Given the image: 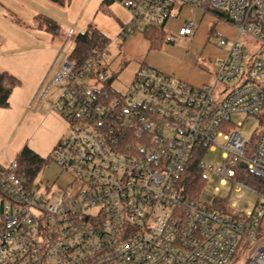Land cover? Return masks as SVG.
<instances>
[{
    "label": "built area",
    "instance_id": "1",
    "mask_svg": "<svg viewBox=\"0 0 264 264\" xmlns=\"http://www.w3.org/2000/svg\"><path fill=\"white\" fill-rule=\"evenodd\" d=\"M112 1L132 16L122 37L164 28L184 5L232 19L238 36L219 40L230 48L210 84L195 87L142 65L126 90L112 83V92L103 56L78 65L64 52L71 30L39 91L43 99L51 85L60 88L54 109L71 130L51 159L71 183L42 190L17 159L0 172V264H231L239 250L242 264H264L263 195L253 210L238 214L233 203L224 213L190 198L180 183L192 153L215 151L218 138L222 166L214 170L205 157L200 165L220 185L253 190L238 168L264 178V0ZM195 28L185 22L178 35ZM238 113L262 120L255 142L242 136L241 124L233 127Z\"/></svg>",
    "mask_w": 264,
    "mask_h": 264
},
{
    "label": "rangeland",
    "instance_id": "2",
    "mask_svg": "<svg viewBox=\"0 0 264 264\" xmlns=\"http://www.w3.org/2000/svg\"><path fill=\"white\" fill-rule=\"evenodd\" d=\"M41 1L44 2V5H55L54 7L57 9H63L58 10L61 11L60 13L53 12L46 6L42 9L43 16L61 24L62 31L59 36L52 35L55 38L53 44L48 43L40 48L34 47L33 44L24 45L23 49L14 51L11 55L0 60L1 64L5 66L1 71L13 74L21 82L13 90L9 106L0 108V167L7 168L11 162L17 159L22 148L27 146L41 157L48 159L47 164L42 167L33 181L40 185L42 190L48 186L55 192L67 189L71 183V176L51 159L53 149L64 136L69 134L71 126L60 112L54 109L60 94L59 86L51 85L49 94L43 99H40L39 91L42 86L46 87L47 85L44 84V80L46 79L48 83L54 75L55 69L51 70V66L66 42L68 31L70 29L74 31V35L68 39L64 47V52L70 55L74 46V36L86 30L87 24L93 21L96 11L104 0H71L68 5H81V3L84 5L80 12L72 11L71 13L69 6L62 7L50 0ZM172 15L173 17L168 19L163 28L167 39L172 40V42L164 43L161 47L152 49L151 53L155 55L163 68L176 66L191 75H198L202 72L215 73L219 62L225 59L231 43L228 42L227 45L219 46L218 42L220 39L234 40L237 36L234 26L217 14L204 12L190 5H184L180 11H173ZM58 20H61V23ZM188 21L195 23V32L189 38L179 36L178 31L181 25ZM136 36L140 37L141 45L135 44L126 51V44ZM7 37L8 47L13 48L15 43L19 44L14 32L8 30ZM142 37V29L139 28L126 37L111 38L108 50L103 54L102 65L110 74H116L113 87L118 91H124L129 87L139 69L136 54L145 43ZM56 38L59 39V43H56ZM0 43H4L1 36ZM49 44L51 47L53 46L52 50L48 48ZM249 45L252 44H248V48L252 50L253 47ZM153 68L195 87L212 82L210 74L208 78L198 84L186 81L164 69ZM231 121L233 127L242 125L238 127V130L250 143L261 130L262 120L246 113L233 114ZM217 144L219 147L215 151L208 152L205 156V162L213 165L214 170L223 164V149L221 148L225 144L223 138H218ZM203 173L206 178V185L201 200L205 203L211 204L214 201L226 200L228 208H231L234 203L237 206L235 208L237 213L243 214L248 210H253L262 201V196L254 189L243 188L237 191L233 183L220 185L218 176L209 168ZM217 186L219 187L218 191L215 190ZM1 208L2 200L0 197V210ZM263 238L264 218L259 234V239ZM255 247L256 244L253 245L251 254ZM243 256L244 252L239 250L231 264H242L241 258Z\"/></svg>",
    "mask_w": 264,
    "mask_h": 264
},
{
    "label": "trees",
    "instance_id": "3",
    "mask_svg": "<svg viewBox=\"0 0 264 264\" xmlns=\"http://www.w3.org/2000/svg\"><path fill=\"white\" fill-rule=\"evenodd\" d=\"M50 1L62 7L68 6L71 2V0ZM106 1L107 0H105V2ZM217 15L223 18L222 14L217 13ZM35 26L53 36H59L61 31L60 25L57 22L43 15L36 17ZM143 34L150 44V49L159 48L164 43L172 42V40L167 39L166 33L161 27L150 26ZM110 42L111 40L106 35L99 31L94 25L90 24L84 32L76 35L70 57L76 60L78 65H84L88 60L98 59L103 56V54L107 52ZM115 75L116 74L113 73L111 79L106 82L109 91H112L110 86L116 79ZM20 83V80L13 74L7 71H0V108L9 106L10 96ZM252 142H255V139ZM206 152L207 149L203 146L197 148L192 153L187 165L180 175V183L184 188V192L190 198L200 201H202L201 195L205 192L204 188L206 185V178L203 173L204 169L201 167L200 162L206 156ZM17 161L20 168L26 171L30 180L33 181L42 167L47 164L48 159L41 157L29 147L25 146L19 152ZM3 170L4 169L0 167V172ZM238 178L260 195L264 196V178L258 177L241 168H238ZM3 194L0 187V195ZM203 203L220 212L230 213L226 200L214 201L211 204Z\"/></svg>",
    "mask_w": 264,
    "mask_h": 264
},
{
    "label": "crops",
    "instance_id": "4",
    "mask_svg": "<svg viewBox=\"0 0 264 264\" xmlns=\"http://www.w3.org/2000/svg\"><path fill=\"white\" fill-rule=\"evenodd\" d=\"M45 6L47 7V9L49 8L51 11L56 13L61 12L58 10H63V9H57L56 7H54L55 5H44V2L42 3L41 0H0V36L3 38V42H4L3 44L0 43V60L1 58L2 59L6 58L7 55H11L12 53H14V51L23 49L22 47H24V45L33 44L34 47L40 48L43 47L42 45L46 46V44L48 43H52V44L55 43L54 42L55 38L52 36V34L42 29H38L35 26V19L37 16L43 15L42 9ZM68 6L70 10L69 12L71 13L72 11L80 12L84 5H82L81 3V5L73 4ZM131 19L132 16L130 11L127 8H125L123 5H121L116 1L107 0L105 2L104 0L103 3H101L98 10L96 11L93 21H90L87 24V27L90 24L94 25L99 31H101L111 40V38L120 36V31L122 26L130 23ZM58 21H60L61 23V20ZM77 22L74 23L77 24ZM59 25L61 28L60 30L62 31V26L61 24ZM8 30L15 33L17 42H19L18 45L15 43L13 48L8 47V37H7ZM71 30L72 29L68 31V34ZM191 36H182V37L189 38ZM142 38L145 43L143 44V47L138 49L136 54L138 57L137 61L139 63V67L142 65H146L150 67L152 66V68L157 67L159 69H164L169 73L177 75L178 77L185 79L186 81H190L192 83H198V84L202 83L206 78H208L209 74L211 80H213L215 73H211V72H204V73L202 72L199 73L198 75H191L187 71H184L183 69H180L176 66L170 68H163V66L157 61L155 55L151 53L152 49H150V44L148 40L145 38L144 34ZM56 41H57L56 43H59V39L56 38ZM135 44L141 45V39L139 36L133 37L126 44L125 50L126 51L129 50ZM50 47L51 45L49 44L48 48L52 50L53 46L51 48ZM4 67L5 66H3L0 62V71L4 69Z\"/></svg>",
    "mask_w": 264,
    "mask_h": 264
},
{
    "label": "water",
    "instance_id": "5",
    "mask_svg": "<svg viewBox=\"0 0 264 264\" xmlns=\"http://www.w3.org/2000/svg\"><path fill=\"white\" fill-rule=\"evenodd\" d=\"M227 20H228V21H232V19H230V18H228V17H227ZM241 167L245 168V167H246V164H245V163H241Z\"/></svg>",
    "mask_w": 264,
    "mask_h": 264
}]
</instances>
